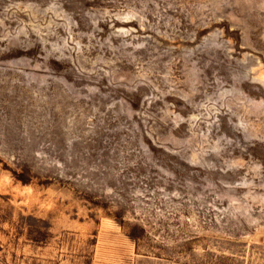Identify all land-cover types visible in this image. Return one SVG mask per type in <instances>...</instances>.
Segmentation results:
<instances>
[{"label":"rangeland","instance_id":"obj_1","mask_svg":"<svg viewBox=\"0 0 264 264\" xmlns=\"http://www.w3.org/2000/svg\"><path fill=\"white\" fill-rule=\"evenodd\" d=\"M0 264H264V0H0Z\"/></svg>","mask_w":264,"mask_h":264}]
</instances>
